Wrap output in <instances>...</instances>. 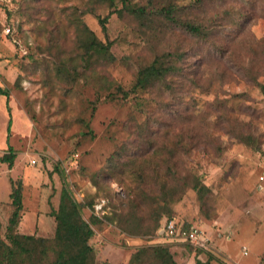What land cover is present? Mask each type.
<instances>
[{
    "label": "rangeland",
    "instance_id": "obj_1",
    "mask_svg": "<svg viewBox=\"0 0 264 264\" xmlns=\"http://www.w3.org/2000/svg\"><path fill=\"white\" fill-rule=\"evenodd\" d=\"M160 1L131 0L151 9ZM95 3L0 0V89L9 93L0 95V158L8 146L16 153L13 169L0 163V236L12 212L11 179H21V234L54 237L52 211L67 184L86 204L83 216L95 231L98 259L129 264L141 248L162 244L177 264H259L264 92L248 76L264 85V0H205L202 6L177 0L183 21L211 30L208 41L161 18L151 28L129 11L113 13L115 7ZM107 15L104 32L98 17ZM80 22L114 42L116 60L73 83L68 55H74ZM179 52H186L178 62L183 76L173 94L156 87L123 99L118 87L129 91L140 66ZM140 125L147 127L143 134ZM165 144L176 153L175 201L150 178L149 163ZM199 181L206 187L201 194L194 189ZM166 220L200 229L207 247L168 237Z\"/></svg>",
    "mask_w": 264,
    "mask_h": 264
},
{
    "label": "trees",
    "instance_id": "obj_2",
    "mask_svg": "<svg viewBox=\"0 0 264 264\" xmlns=\"http://www.w3.org/2000/svg\"><path fill=\"white\" fill-rule=\"evenodd\" d=\"M119 1L122 4V9L119 10L117 9V0H96L95 4L97 5L100 2L109 8L115 7L114 11H112L113 13H120L122 10L129 11L143 25H150L151 28L156 23V20L161 18L164 22L181 26L202 41H208L210 38L211 30L206 29L202 22L195 20L183 21L179 17L180 9L183 8L177 5V0H161L159 7L156 6L158 5L156 3V5L151 6L152 9L136 6L131 0ZM204 3L205 0H197L196 4L202 6ZM96 5L93 6V11ZM109 16L98 17L104 32L107 31ZM113 45V41L100 40L86 24L80 22L77 27L74 55H68V78L70 81L74 83L78 76L87 75L89 71L94 73V67L101 62L113 63L116 60L115 55L112 53ZM227 50L224 45V52ZM185 54L186 52H179L174 56L165 53L157 55L149 63L139 67L134 84L129 91L118 87V92L123 94V99H128L132 94L147 93L156 87H165L173 94L177 88L175 87V81L179 76H183V70L178 66V62L182 60ZM248 77L252 83L260 87L264 92V85L259 83L258 76L249 75ZM0 95H6L9 98V93L2 89H0ZM110 98L114 100L115 96L111 95ZM93 104V111H95L96 103ZM139 129H141L140 132L143 134L146 132L147 127L140 125ZM8 130L10 134V129ZM175 137L176 144L181 146L183 136L177 134ZM154 143L155 141L152 140L151 144L153 145ZM155 156L156 160L149 163V166L153 167V174L150 175V178L157 183L159 182L163 194L166 196L170 195L171 201H175L173 195H175L176 187L178 186L175 149L169 144H165L160 150L155 151ZM15 159L16 153L13 147L8 146L7 152L0 158V163L7 164L8 169L11 170L14 167ZM162 166L165 167V171L161 170ZM144 176L146 177V175ZM205 188L200 181L194 185V189L200 194ZM10 201L12 212L6 227L5 238L0 236V264H111L106 260L97 258V252L91 244L95 231L91 223L86 221L83 216V209L86 204L76 199L69 185H63L58 209L52 211L56 228L55 235L51 239L18 232L25 210L24 184L21 179H11ZM89 205L94 208L92 202ZM102 219L113 222L112 217L106 215ZM160 222L161 216L156 220L157 228L155 232L158 231ZM168 222L170 221H165V226ZM183 228L189 230L192 227L183 225ZM1 230L2 223L0 220ZM153 258L156 260V264H177L169 248L162 244L141 248L132 256L129 264H143L147 259ZM259 264H264V253Z\"/></svg>",
    "mask_w": 264,
    "mask_h": 264
},
{
    "label": "built area",
    "instance_id": "obj_3",
    "mask_svg": "<svg viewBox=\"0 0 264 264\" xmlns=\"http://www.w3.org/2000/svg\"><path fill=\"white\" fill-rule=\"evenodd\" d=\"M165 232L168 237L174 238L177 241L191 242L200 247H205L209 241L204 232L200 229L192 227L191 229L186 230L183 228V225L175 221H170L166 225Z\"/></svg>",
    "mask_w": 264,
    "mask_h": 264
},
{
    "label": "crops",
    "instance_id": "obj_4",
    "mask_svg": "<svg viewBox=\"0 0 264 264\" xmlns=\"http://www.w3.org/2000/svg\"><path fill=\"white\" fill-rule=\"evenodd\" d=\"M177 242H179V241H177Z\"/></svg>",
    "mask_w": 264,
    "mask_h": 264
}]
</instances>
